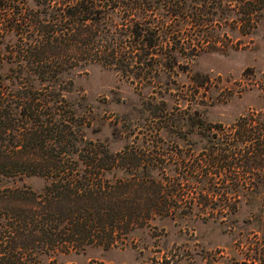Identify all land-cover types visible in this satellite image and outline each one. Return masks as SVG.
<instances>
[{
	"label": "rangeland",
	"instance_id": "obj_1",
	"mask_svg": "<svg viewBox=\"0 0 264 264\" xmlns=\"http://www.w3.org/2000/svg\"><path fill=\"white\" fill-rule=\"evenodd\" d=\"M66 1L72 0H28L22 7L43 11L40 16L48 20L51 14L66 13ZM119 5L98 6L97 12L81 16L101 17L106 31L126 40L124 45L134 34L136 20L152 22L147 24L150 30L143 24L142 38L149 46L136 58L143 64L133 68L82 64L60 77L67 90L64 96L84 123L87 141L101 143L110 152L129 148L141 159H153L156 167L140 168L141 175L163 181L184 177L182 192L197 199L184 200L175 214L123 233L111 247L95 244L69 252L48 251L39 255L37 264H264L261 248L257 249V242L264 239V161L249 166L245 159H219L235 146L250 145L248 135L234 132L236 123L244 117L264 123V9L248 34L232 24L238 16L230 10L196 46L197 29L175 25L181 16L164 17L161 6L144 11L143 2L133 8ZM12 8V2L0 4V114L3 121L4 110L11 106L9 124L23 125L30 118L21 113L20 96L25 95L28 106L29 98L36 105L48 97V106L53 107L56 97L49 94L56 93V77H43L34 64L21 63L19 46L31 42V37L39 44L40 33L24 30L28 11L13 21ZM163 19L166 25L156 28ZM158 40L160 45L155 46ZM35 123L31 118L29 124ZM13 135L3 143L16 145ZM254 140L262 144L263 133ZM125 170L115 168L105 176L114 181L124 177ZM55 179L45 174H0V190L25 188L43 195ZM251 180L261 183L253 190L236 184Z\"/></svg>",
	"mask_w": 264,
	"mask_h": 264
},
{
	"label": "trees",
	"instance_id": "obj_2",
	"mask_svg": "<svg viewBox=\"0 0 264 264\" xmlns=\"http://www.w3.org/2000/svg\"><path fill=\"white\" fill-rule=\"evenodd\" d=\"M27 1L0 0V4L9 2L10 5L12 2L13 21L28 11V17L23 18L24 30H32L33 35L40 33L37 38L41 42L38 44L31 37V42L19 46L18 55L21 63L34 64L31 66L43 77H56V93L49 94L56 97V103L49 107L51 100L47 97L43 103L34 105V99L29 98L28 106L25 95L20 96L23 100L21 113L29 116L30 120L36 119L35 125L29 124L30 120L24 121L23 125L17 121L9 124L7 116L11 114V106L4 110L3 121L0 114V125L4 123L0 126V174L9 177L45 174L56 176V179L43 195L25 188L5 187L0 190V264H37L39 255L48 251L69 252L95 244L111 247L123 233L148 225L157 217L175 214L184 200L195 202L197 199L182 192L184 177L163 181L149 174L141 175L140 168L156 167L153 159H141L129 148L110 152L101 143L87 141L82 132L84 123L64 96L67 90L63 88L60 77L82 64L98 62L118 68L141 66L142 59L136 58H141L143 52L140 51L149 46L142 38L143 26L150 30L147 24L152 22L144 18L136 20L132 27L134 34L129 36L130 45H124L126 40L106 31L103 26L106 22L101 17L81 16L97 12L98 6H110L112 0L66 1L63 8L66 13L51 14L48 20L40 16L43 11L23 8ZM36 1L41 3L44 0ZM45 1L51 3L53 0ZM114 1L118 5L111 8L121 7L120 2L124 3V8L139 7L143 2L144 11L148 7H154L152 10L155 11L161 6L159 10H164V17L169 13L181 16L175 25L189 24L197 29L196 36L200 38L196 46L201 44V37L208 36L210 30L220 26L218 19L222 15H230V10H235L234 14L238 16L232 24L248 34L257 26L259 10L264 9V0ZM28 21L32 23L27 25ZM166 23V19L158 20L154 26L159 29ZM154 45H160V41ZM132 47L138 50L135 54H132ZM47 109L51 110L50 113H46ZM244 118L232 128L236 134L248 135L250 145L244 148L235 146L230 152L221 153L219 159L226 161L231 158L237 162L245 159L249 166L261 165L264 141L258 146L254 139L257 134L264 135V123H259L254 117ZM13 132L17 143L7 146L3 141ZM115 168L126 170L124 177H116L112 181L105 174ZM260 183L261 180H251L236 184L253 190ZM209 200L207 196L206 202ZM257 244L264 257V239ZM91 264L110 263L94 261Z\"/></svg>",
	"mask_w": 264,
	"mask_h": 264
}]
</instances>
